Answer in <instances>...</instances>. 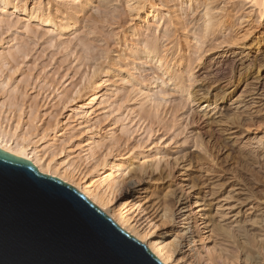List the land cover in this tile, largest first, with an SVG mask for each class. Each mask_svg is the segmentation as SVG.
I'll use <instances>...</instances> for the list:
<instances>
[{
  "label": "rangeland",
  "instance_id": "1",
  "mask_svg": "<svg viewBox=\"0 0 264 264\" xmlns=\"http://www.w3.org/2000/svg\"><path fill=\"white\" fill-rule=\"evenodd\" d=\"M10 1L19 3L16 10L7 8L5 14L0 9L1 127L13 128L12 131L20 136L33 135V141L46 151V157L52 155L58 162L72 164L84 174L85 183L89 185L102 188L108 181L111 185L112 180L117 179L120 185L117 199L104 203V208L109 212L130 203L139 205L143 210L140 229L145 230V242L164 240L168 244L172 241L167 235L175 231L174 225L161 215L167 206L171 208L174 199L175 208L182 206V193L188 187L189 194L198 200L202 198L199 201L205 204L203 213L209 229L214 227L213 206L218 202L222 204L221 210L228 208L230 213L225 220L227 223L235 221L233 226L242 224L250 215V211H244L251 205H264V160L260 161L262 170L258 173H255L257 164L250 166L244 160L259 155L264 158V12L257 11L247 0H209L215 22L223 28L203 40L197 25L201 24V6L205 0H138L133 10L128 9V0H94L84 9L70 0ZM152 7L159 13L158 18L153 19L149 14ZM34 9L50 13L54 20L57 18L56 23L61 20L62 13L63 16L67 14L78 29L74 34H60L51 27L37 25L27 17ZM132 29H135V36ZM137 37L141 43L135 40ZM142 43H156L160 56H165L163 60L170 61V64L165 61L169 71L181 72L185 83L188 79L190 102L171 89L172 85L156 64L129 55L134 46L144 50ZM103 64H112L127 72L136 84L124 83V80L121 83L117 77H110V81L104 83L100 80ZM94 69L97 72L92 73ZM188 70H191V82L187 78ZM92 76L98 81L101 93L112 92L108 93L105 110L96 107L95 112L83 120L76 115L75 91L82 89L83 83L85 85ZM156 77L167 83L160 85ZM136 87L145 88L151 101H146L145 94L138 97ZM117 90L121 93H116ZM137 100L143 102L141 108L136 106ZM236 111L241 112L236 124L223 123L226 118L222 116L231 117ZM105 134L114 138L113 144L104 138ZM195 134L208 151L205 156L202 150L190 147V139ZM91 136L99 140V146L92 151L94 155L86 156ZM176 152L186 156L183 159L187 166L184 189L166 175L168 169L164 163H160L161 170L160 167L154 169L156 158L162 155L166 157L162 162L168 158V162H172ZM200 159H203L201 165ZM120 161H124L120 170L125 171L123 176L112 168L114 166L109 167ZM71 180L76 183L75 177ZM129 184H138V190L143 189L136 196H123ZM209 189L232 192L234 198L227 201L231 208L223 200L220 202L227 193L218 201L208 202L210 196H203ZM237 221L240 222L236 224ZM248 224L244 222L243 225ZM145 242L141 243L145 245ZM179 263L189 264V261Z\"/></svg>",
  "mask_w": 264,
  "mask_h": 264
},
{
  "label": "bare ground",
  "instance_id": "2",
  "mask_svg": "<svg viewBox=\"0 0 264 264\" xmlns=\"http://www.w3.org/2000/svg\"><path fill=\"white\" fill-rule=\"evenodd\" d=\"M70 1H71V3H75V5L77 3L78 4L77 7L79 6V8L81 7V9H84L83 8L84 6H91L92 1L94 2V0H70ZM189 1H191V0H189ZM195 1H197V0H195ZM247 1L250 2L252 6H255L257 8V11H259L260 13L264 12V0H247ZM22 3L25 4V2H22ZM128 3H129L128 9L133 10V9H136L135 7H136V5H138L139 2H138V0H128ZM18 4L19 3H16V1L14 4L10 0H0V9L2 11H4V13L6 14L7 11L5 12V10L7 8L11 7L12 10H16L18 8ZM69 4L70 3H67V5H69ZM20 5H22V4H20ZM37 5L38 4H36V6ZM65 5H66V2H65ZM137 7H139V6H137ZM189 7H190V5H189ZM201 7H202V11H201V13L199 12L201 14V17L199 18L201 20V24L197 25L198 27L197 26L196 27L198 30L197 32H200V36H202V38L204 40L205 39L204 37H206L208 35H212V33H214V31H216V30L220 31L223 27L220 24H216L217 23V22H215L216 16L213 13L214 10L211 8L209 0H205ZM59 8H61V7H59ZM81 9H79V10L81 11ZM153 9L154 8L152 7V10L149 12V14L152 16L153 19L156 17L158 18L159 13ZM20 11H23V9L22 10L20 9ZM8 12H9V10H8ZM29 12H30V10H29ZM61 16L62 17H61V20L59 21V23H56L57 21L55 22V20L57 18L54 20L53 16L50 13H46L45 11L43 12L39 9H34L30 13H27V17H28L29 21H32V22L36 23L37 25L39 24V25L51 27V28H53V30H55V32H58L60 34L66 33V32H68V33L72 32L74 34L73 31L77 28V25L75 26L76 22H74V19L71 20L70 18H68L67 14H65L63 16V13L61 14ZM74 18H75V21H77L76 17H74ZM215 27H216V29H214ZM134 30L132 29L131 32H132V35L135 36ZM195 31H196V28H195ZM194 34H195V32H194ZM197 35L198 34H196V36ZM125 40H126V38H125ZM135 40L138 41L139 43L142 42L138 37ZM148 42H146V43H148ZM142 44H144V43H142ZM154 45L152 43L144 44L143 45L144 50H141L138 47L136 48V46L133 45L134 48L132 46L133 49L129 52L130 53L129 55H132V56L137 55L138 56L137 59H139V60L144 59V60H147L149 62L156 64L157 69H159V71L160 70L162 71V73H161L162 76H164L167 79L166 81H168V83H170L172 85V88H171V85H170V88L179 92L180 95L181 96L183 95L184 98L186 99V101H188L190 98L189 97L190 96V92H189L190 87L186 86L188 79L186 80V83H185L184 82L185 79H183V77L181 76L182 74H180L181 72H179V73L177 72L178 74L174 70H173V72H172V70H170L171 71L170 72L168 63L165 62L168 60L166 58H165L166 60H163L164 55H162V57H161L159 52H158V49H156L158 46L156 45V43ZM5 61H7V60H5ZM104 61L105 60H103V62ZM168 62L170 64V61H168ZM190 62H191V60H190ZM197 63H198V61H197ZM132 65H133V63H132ZM99 66H101V65H99ZM172 66H174V65L172 64ZM114 67L115 66H113L112 64L111 65L110 64L104 65V67L100 71V76H102V78H100V80L103 81L104 83H106L107 81H110L109 80V79H111L110 77H113V78L117 77L120 79L121 83L124 80V83H128L131 85L136 84L135 83L136 80L132 79L130 74H128L125 71H121L120 68L118 69V68H116V67L114 68ZM133 69H135V68H133ZM95 71L96 70L94 69L92 71V73ZM189 72H191V70H188V73ZM188 73L186 71V75H188ZM90 75H92V74L90 73ZM191 75L192 74L189 73V77H187V78H189V80H190ZM162 76H160V77H162ZM93 77L94 76H92V78H89L85 85L83 83L84 87L82 85V89L79 88V90L75 91V94H77V99H78V104H77L76 109H75L76 115L81 116V119H83V120H87L89 118L90 114H93L95 112L94 109L96 107H100L101 110H105V106H106L107 100H108L107 98L110 97V95L108 93L112 92V91H109L108 93L107 92L101 93L99 91L100 86H98V81H96L95 80L96 78L95 77L93 78ZM159 78L156 79V82L158 81ZM158 82L160 85L167 83V82H165V80H161V79H159ZM190 82H191V80H190ZM190 82L188 81V83H190ZM136 89H138V88L136 87ZM129 90H131V89L129 88ZM136 92H137L138 97H142L143 96L142 94H145L144 98L147 99L146 101H148V102L151 101L150 93L148 94L147 91L145 90V88H140L137 91H135V93ZM116 93H121V92L118 91ZM113 94H114V92H113ZM129 96H131V95H129ZM220 97H223V95ZM162 99L163 98H161V100ZM118 101H121V100L118 99ZM157 101H158V99H157ZM141 102L142 101L137 100L136 106L141 108V105H143V104H141ZM188 102H190V101H188ZM153 106L155 107V105H153ZM179 106H181V105H179ZM208 106H210V104L207 105L206 108ZM154 107H153V109H154ZM156 108L158 109L157 106L155 107V109ZM176 108H178V107L176 106ZM181 110H182V108H181ZM212 110L213 109H211V111ZM125 112H127V110ZM133 112L134 111H132V113ZM148 112H147V114H148ZM154 113H155V111H154ZM191 113L194 114V112H191ZM133 114L136 115L137 112H134ZM240 114H241V112H238V111L234 112L233 116H231V117L230 116L224 117L225 115L223 114L224 116H222V119L226 118L225 120H223L224 121L223 123H225V121H228V125L236 124L238 122ZM230 115H232V114H230ZM157 116H158V114H157ZM176 117H177V115H176ZM178 117H180V115ZM242 117H240V118L242 119ZM125 119H126V117H125ZM174 121H176V118ZM212 121H211V124H212ZM220 121H221V119H220ZM220 121H215V122H218V124H219ZM192 123H194V121ZM176 124H178V123H176ZM176 124H175V126H176ZM239 124L240 125H238V126H241V122ZM1 126H2V124H0V150L7 152L9 154H12L14 156L23 158L25 160H28L37 168V170L39 172L53 176V177H56V178L60 179L61 181L71 185L76 190H78L81 194H83L88 200H90L102 212H105L106 215L109 218H111L122 230H124L126 233L130 234L132 237L137 239L139 242H145L144 241V239L146 237V234L144 232L145 230H143V228L140 229V226L142 224V223H140V221L142 220L141 214L143 213V210L139 207V205H135V204L130 203V204H127L126 207H119V206L115 207L114 209H112V211H109V212L106 211L104 208V203H108V204L113 203L117 199L116 195L119 191V186H120L119 181L117 179L112 178L113 184L110 185V182L108 181L107 184L104 185L102 188H100L98 185H94V184L89 185V184L85 183L84 174L79 172L77 170V168L74 167L72 164L67 163V162L63 163L64 161L58 162L54 159V157L52 155H49V156L47 155L48 157H46V155H45L46 151L44 152L41 149H39L40 147L38 148L36 146L37 141H35V140H34L35 142L33 141V139H32L33 135L29 136L27 133H25V135L27 134L28 136L26 135L27 137H24L22 135L23 136L22 137V136L18 135L19 133H16V131H12L13 128H11V129L9 127L4 128ZM122 129H123V131H121V132H124L125 128H122ZM196 135L197 134L194 135L195 137L192 136V139H190V142L192 141L191 142L192 144L190 145V147H194V148H197L198 150L199 149L202 150L204 152V156H205V153H207L208 151L203 146L202 139L199 138L200 134H199V136H196ZM104 138L106 140H108L110 145L113 144L114 138L111 135L105 134ZM89 141H90V143L87 144L88 149L86 148L87 149L86 150V156L94 155L92 151L97 146H99V140L97 138H95L94 136H91ZM185 141H183V142H185ZM205 144H207V143H204V145ZM260 144H257V145H260ZM244 145H246V144H244ZM241 148H242V145H241ZM244 148L245 147H243V149ZM176 154H177V156L176 157L174 156L175 158L172 160V162L171 161L168 162L169 158L162 162V159L164 160V158H166L162 155L159 156L158 158H156L155 162H154L155 163L154 169L157 170L160 167V170H161L160 163H164V166L168 169V172H167L168 174L166 173V175L169 176L171 178V181H174L175 184L177 183V185H180L181 189H184V187H182V185L186 182L183 180V178L186 177V176H184V174H185L184 170H185V167L187 168V166H184V162H186V160H183V159L186 156H185V154L179 155L180 152H176L175 155ZM208 154H209L208 156H210V153H208ZM260 156L261 155H259L258 158L255 157V159L250 158V156L245 157V159L243 158L244 160L249 162V165L250 164L252 165L253 163L258 165L257 166L258 171L255 173H258L260 170H262V166L260 163L263 162L264 158L261 159L262 156H261V158H260ZM202 161H203V159H200L199 165L202 164ZM196 162H198V160ZM247 162H245V163H247ZM123 163H124V161H120L119 163H117L115 165L109 164L110 165L109 167L114 166L112 168L115 169L117 172H119L120 176H123L125 171H120L121 168L123 167ZM213 163H214V161H213ZM239 165H240V163H239ZM252 166H254V165H252ZM152 167H153V165H152ZM263 167H264V164H263ZM238 170H239V168H238ZM247 170H248V168H247ZM164 171H165V169H164ZM253 171H255V170L253 169ZM249 172L252 173L251 171H249ZM65 175L70 176L69 177L70 180H69V178H66ZM71 177H73V178L75 177L76 183H74L71 180ZM233 178H235V177H233ZM241 180H243V179H241ZM137 183H138V181H137ZM135 184H129L128 186H126V188H124V190H123V196H130V195L136 196V194L138 195L140 190H142L143 188L138 190V186H139L138 184L139 183L137 184V186H135ZM185 185L187 186V184H185ZM185 189L186 190H184L182 193L184 198L182 197L183 199L181 200V201H184V203L180 204L182 206L181 207L178 206L175 208L176 202H174V200H175L174 199L171 202V205H170L171 208L168 209V206H167L163 215H161V217L163 216L166 220L172 222V224L174 225L175 231L173 230V233L171 235L170 234L167 235V236H171L172 241L169 242L168 244L165 243L164 240H160V242H158V243L151 242V241L145 242V246L148 248V250L162 264H180L179 261H181V262L189 261V264H264V205L263 206H261L262 204L261 205L260 204L251 205L252 207H249L248 209H246L244 211V212L250 211L251 213H248L250 215H248L244 218L242 224L240 221H237L236 224L238 222H240V223L233 226V223L235 221L233 223H227L225 220V218L230 213V212H228L229 211L228 208L221 210L222 204H220L218 202L213 206L215 209V216L212 219V223L214 224V227L209 229V226L206 224V220H205L204 213H203V211L205 210L204 209L205 204L200 202V201H202V198H200L199 199L200 201H199L196 197H193L191 194L188 193L189 187L185 188ZM246 189H249V188H246ZM226 193H227V195L225 197H223L220 202H222V200H223L224 202L227 203V201L232 198V196H231L232 192L231 193L226 192ZM226 193H224V192L221 193L218 190L215 191V190L209 189L207 192L204 193L203 197L207 198L208 196H210L208 202H213L216 199H217L216 201H218V199L221 198L222 195L224 196V194H226ZM249 196H248V198H249ZM105 201H107V202H105ZM198 202H200V204ZM226 205L229 206L228 203ZM172 208H174V210H172ZM230 208L231 207L229 206V209ZM237 213H239V212H237ZM244 222L249 223V224L243 225ZM247 227H249V229ZM213 236H214V240L212 239ZM212 240L214 241V243H212ZM177 258H179V259H177ZM171 260H172V262H170Z\"/></svg>",
  "mask_w": 264,
  "mask_h": 264
},
{
  "label": "water",
  "instance_id": "3",
  "mask_svg": "<svg viewBox=\"0 0 264 264\" xmlns=\"http://www.w3.org/2000/svg\"><path fill=\"white\" fill-rule=\"evenodd\" d=\"M0 264H162L83 194L0 150Z\"/></svg>",
  "mask_w": 264,
  "mask_h": 264
}]
</instances>
